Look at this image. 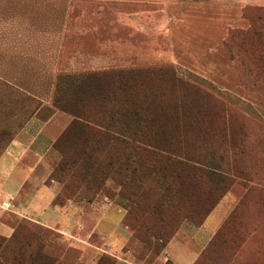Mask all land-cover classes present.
Segmentation results:
<instances>
[{"label":"rangeland","instance_id":"obj_1","mask_svg":"<svg viewBox=\"0 0 264 264\" xmlns=\"http://www.w3.org/2000/svg\"><path fill=\"white\" fill-rule=\"evenodd\" d=\"M115 69L140 71L124 127L145 116L149 145L56 147L67 113L38 133L60 109L105 113L72 81ZM26 123L35 139L0 171L31 170L0 192V264H179L180 245L188 264H264V0H0V158Z\"/></svg>","mask_w":264,"mask_h":264},{"label":"trees","instance_id":"obj_2","mask_svg":"<svg viewBox=\"0 0 264 264\" xmlns=\"http://www.w3.org/2000/svg\"><path fill=\"white\" fill-rule=\"evenodd\" d=\"M150 71L157 74L159 69H151ZM138 72L140 71L133 69H115L98 75H81L72 81V83H93L95 85L93 89L94 98H96V100L99 99L102 103L108 102L110 106L105 110V113L102 114H91L74 107L68 110L60 109V111L67 113L71 119L65 129L54 141V145L56 147L59 146L71 133L83 132L87 134V138L89 139H92V137H103L106 139L113 137L120 141L130 142V153L127 154V157L136 154L141 146L149 145L147 144L149 139L142 135H137L135 131L145 116L136 115L135 128H133L132 132L126 131L124 127L127 107L130 105L131 107L141 109L145 106L143 100H140V98L133 93H130L131 87L129 88V85L131 84V80L136 78ZM79 101H84V99H80ZM57 105L54 106L56 107ZM85 127L89 129L88 132L84 131ZM165 153L169 157L170 163H181L184 167H190V165H192V167L198 170L203 166L200 162L193 161L187 153H183V155L175 154L170 151H166ZM123 160L124 159L120 162L119 168L123 164ZM61 165L64 164L61 162Z\"/></svg>","mask_w":264,"mask_h":264},{"label":"crops","instance_id":"obj_3","mask_svg":"<svg viewBox=\"0 0 264 264\" xmlns=\"http://www.w3.org/2000/svg\"><path fill=\"white\" fill-rule=\"evenodd\" d=\"M65 114L61 111H54L51 116L44 121V123L39 127L38 133H42L49 137L51 140L54 139V137L57 135V131L61 129L59 127L56 130L57 125L54 124V121L58 118V115ZM66 115V114H65ZM69 117V116H68ZM61 126V125H60ZM31 126H29L28 123H26L21 130L16 134L15 138L12 139L9 144L7 145V148L5 150V154L1 156L0 160V171L4 174L5 170H7L5 167H1L3 162H6V159L10 162L15 159L14 161H18L21 159V157L25 154V152L30 148V142H32L36 136L33 134L35 133V128L31 129ZM26 170L23 169H12V171L9 170V173L7 172L6 175L2 177L0 174V192L3 191V194H10L14 189H17L20 187L21 182V176L25 175V179L30 177V171L27 168ZM217 208H215L216 210ZM214 210V211H215ZM214 211L211 213L213 214ZM215 221L211 220V225H213ZM209 231V234H211V230L207 229ZM209 236V235H208ZM207 236V237H208ZM201 238V237H200ZM204 239V238H201ZM178 253L180 254L181 261L179 264H188L191 263L192 259L195 257V253H193V249H190L185 246H178Z\"/></svg>","mask_w":264,"mask_h":264}]
</instances>
